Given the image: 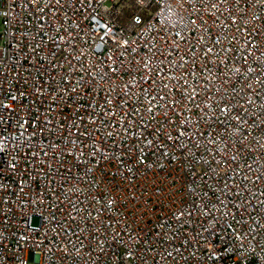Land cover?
<instances>
[{"label":"built area","instance_id":"2783aa9c","mask_svg":"<svg viewBox=\"0 0 264 264\" xmlns=\"http://www.w3.org/2000/svg\"><path fill=\"white\" fill-rule=\"evenodd\" d=\"M0 264H264V0H0Z\"/></svg>","mask_w":264,"mask_h":264},{"label":"rangeland","instance_id":"374dc122","mask_svg":"<svg viewBox=\"0 0 264 264\" xmlns=\"http://www.w3.org/2000/svg\"><path fill=\"white\" fill-rule=\"evenodd\" d=\"M34 224H37V221L36 220H34Z\"/></svg>","mask_w":264,"mask_h":264}]
</instances>
